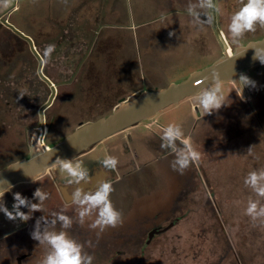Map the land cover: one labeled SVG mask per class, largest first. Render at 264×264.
<instances>
[{
	"label": "rangeland",
	"instance_id": "1",
	"mask_svg": "<svg viewBox=\"0 0 264 264\" xmlns=\"http://www.w3.org/2000/svg\"><path fill=\"white\" fill-rule=\"evenodd\" d=\"M215 3L218 11L212 25L200 29L204 25L202 16L200 21L194 20L199 26L195 28L185 17L172 19L164 28L166 18H161L164 23L155 30L154 38H147L148 29H137L130 13L123 18V25L129 24L130 28L118 26L122 22L114 19L116 26L97 31V47L104 49L101 63L96 66L91 61L87 66L85 62L79 72L75 71L77 63L88 53V44L81 36L85 39L90 32L66 30L70 45L60 50L59 58L55 48L48 59L42 42L45 37L57 35V31L46 28L45 22L32 28L18 23L16 35L0 31V85H5L0 116H6L0 121V169L29 151L31 135L40 122V108L52 93L50 86L46 88L40 82L34 57L31 80L23 71L30 62L15 64V53L26 54L28 34L37 36V50L47 59L48 76L57 87L53 106L47 111L50 118L52 111L58 116L47 138L51 147L80 123L109 115L122 98L181 82L192 72L211 65L224 52L218 31L231 52L264 38V28L257 26L239 44L234 43L228 25L241 7V0ZM96 52H90L93 60L99 55ZM71 58L74 61L70 62ZM18 71L23 73L18 78L21 82L11 85V76ZM242 75L255 86L243 87L241 83L240 90L232 82H220L225 104L219 110L205 114L197 103L199 95L186 98L161 110L154 119L99 142L76 159L84 164L108 155L118 158L110 196L123 214V222L117 227L103 232L90 229L95 215L80 225L73 203L65 206L64 213L74 221L71 228L62 229L59 222L52 225V213L59 212L56 209H49L40 224L45 230L67 231L94 257L93 264H264V224L257 221L254 225L245 214L249 198H260L244 184L249 172L264 169V64L245 69ZM26 81H30L29 86H24ZM173 123L182 126L185 138L201 153V160L183 174L171 167L174 153L160 147L163 128ZM126 134L131 138H125ZM54 171L57 180L66 174L59 165ZM1 216L8 219L3 212ZM23 222L8 219V229L17 230ZM25 241H29L26 244L31 254L24 264H40L48 246L39 245L31 234ZM21 254L22 249L7 254L1 246L0 264H17L16 256Z\"/></svg>",
	"mask_w": 264,
	"mask_h": 264
},
{
	"label": "clouds",
	"instance_id": "2",
	"mask_svg": "<svg viewBox=\"0 0 264 264\" xmlns=\"http://www.w3.org/2000/svg\"><path fill=\"white\" fill-rule=\"evenodd\" d=\"M199 7L211 10L206 14V20L203 23L212 25L215 21V13L218 11L215 0H200ZM189 14L193 15L197 20L200 19V13L194 12L192 6H189ZM257 26L264 28V0H241V7L230 18L228 25V33L232 41L239 44V41L246 33L255 32ZM173 35V33H169ZM56 45L49 44L45 47L44 55L51 58V53L55 51ZM254 59L264 64V55L260 54L257 48ZM210 86L200 90L197 103L204 110L205 114H211L215 110H219L224 104L223 90L220 85V75L214 73ZM244 86H255V82L251 81L247 76L241 75L239 84ZM161 149H168L175 155L171 167L174 171L183 174L190 165L201 160V153L185 138V133L181 125L168 124L162 130L160 137ZM179 142V143H178ZM250 151V149H249ZM102 168L115 171L119 160L117 157L108 155L99 161ZM59 165L62 172L66 173L67 185H75V190L71 194V202L76 206L77 222L80 225L85 223L86 218L95 215V219L89 224L90 229H99L103 232L106 228H115L123 222V214L117 210L110 199L114 192V187L110 181L100 180L92 190L86 191L81 187V183H89L91 177L89 169L82 161L75 159H60L55 161ZM17 165H13L15 167ZM247 188L260 199L249 198L245 214L251 219L253 224L259 221L264 224V169L253 170L247 174L244 179ZM10 190V188H9ZM0 193H5V189H0ZM39 203H32L28 198L23 197L20 193H14L15 203L12 210L9 211L0 201V212L9 220L19 219L28 221L31 214L36 211H43L44 202L50 198L48 192L37 188L33 194ZM29 209L28 213L22 212L21 207ZM67 209H61L59 212H53L55 217L52 225L60 223L62 229H69L73 225V219L65 215ZM41 219H44L43 217ZM32 239L39 242V245H47L46 252L40 264H93L94 257L84 250V245L73 239L67 231H40V220L36 221L35 228L31 233Z\"/></svg>",
	"mask_w": 264,
	"mask_h": 264
},
{
	"label": "water",
	"instance_id": "3",
	"mask_svg": "<svg viewBox=\"0 0 264 264\" xmlns=\"http://www.w3.org/2000/svg\"><path fill=\"white\" fill-rule=\"evenodd\" d=\"M220 36L224 44V52L211 65L192 72L181 82H173L154 90H144L130 99L122 98L109 115L91 122L80 123L73 132L51 147L40 151L31 149L29 157L13 161L0 169V189L7 190L21 182H32L58 165L55 163L57 158L75 159L118 132L142 121L154 119L158 112L168 106L199 95L202 88L211 85L214 73L220 75V82H232L243 90L242 85L239 84L240 76L245 69L262 64L254 57L255 48L260 50L261 55H264V38L237 46L231 52L221 32ZM26 38L31 42V47L35 51L32 39ZM36 54L41 59L37 52ZM44 79L48 80L47 77ZM55 94L54 89L46 106L52 103ZM14 164L17 166L12 167Z\"/></svg>",
	"mask_w": 264,
	"mask_h": 264
},
{
	"label": "crops",
	"instance_id": "4",
	"mask_svg": "<svg viewBox=\"0 0 264 264\" xmlns=\"http://www.w3.org/2000/svg\"><path fill=\"white\" fill-rule=\"evenodd\" d=\"M199 3L200 0H0V31L5 30V33L8 31L16 35L13 28L17 27L18 23L23 22L24 26L32 28L45 22L46 28L65 31L78 29L90 32V35L94 33L93 38L90 35L85 39L81 36V40L88 44V53L87 59L77 68L79 72L86 63L87 66L91 61H94L96 66L101 63L104 49L101 51L98 49L100 47H97V31L103 32L104 29L116 26L114 19L122 22L118 26L130 28L129 24L123 25V18L126 19L130 13L137 29H148L147 38H154L157 37L155 30L161 28V23H164L161 18H166L167 26H163L164 28L168 27L172 19L180 21L185 17L186 21L198 28V24L194 22L196 18L189 14V6H192L194 12H199L200 18L203 16L204 20L206 14L211 11L200 8ZM182 14L185 16H179ZM203 26H200V29L205 28L206 23ZM27 36L32 40L37 38V36L33 38L30 34ZM92 49L99 54L94 56V60L90 56Z\"/></svg>",
	"mask_w": 264,
	"mask_h": 264
},
{
	"label": "flooded vegetation",
	"instance_id": "5",
	"mask_svg": "<svg viewBox=\"0 0 264 264\" xmlns=\"http://www.w3.org/2000/svg\"><path fill=\"white\" fill-rule=\"evenodd\" d=\"M56 31H57L56 32L57 35H55V36L51 35V36L45 37L44 38L45 41L42 42V44L45 47L49 44H55L56 45V55H57V58H59L61 55L60 50H63L64 47L66 46V44L70 45V42H68L69 37L67 36V32L65 30L59 29ZM220 32L221 31H218L219 35H220ZM32 41H33V45L35 47V51L39 54L41 59L38 58L36 52L32 49L31 42L30 43L25 42L24 45L27 48L26 54H18L17 55L15 53V56H17L14 58L15 64H18V62H21V61H22V63H26V61L30 62V64L28 65V68L26 66H24V68H26V69L25 70L22 69V70L24 71V76H27L31 80V78L29 76L32 75L31 74V71H32L31 65H33V61H34V63L37 66L36 72L40 77V82L42 81V85L46 88L48 86H50L52 93H53L54 89L57 93V87L54 85V83L51 81V79L48 76L47 59L41 53H39V51L37 50L36 46H37V44L38 45H40V44L36 40H32ZM33 57H34V60H33ZM86 59H87V54H85L84 57L77 63V68ZM0 60L3 61L2 59H0ZM59 60L60 59L56 60L57 64H58ZM72 61H74V60H72V58H71L70 62H72ZM72 65H74V64H72ZM77 68L75 69L76 72H77ZM20 76H23L22 72L18 71L17 73H14L13 76H11L12 81H9L11 83V85L13 84L15 86L16 82H18V83L21 82V79H18V78H20ZM74 76H75V73L72 75V77H74ZM44 77H47L49 81L44 79ZM8 78L10 80V77H8ZM25 83L26 84L24 86L30 85V81H26ZM18 86H20V84H18ZM4 88H5V85L3 87H1V85H0V103H1V98L3 99V97H4V91L5 90H2ZM55 97H56V94L54 96V99H55ZM54 99L49 106H46L49 99L45 104H43L41 106L40 112H39L40 122L37 126H35V128H34L35 131L31 135V143L28 144V146H27L29 151L27 153H25V155H23L20 159L29 157L31 149L40 151L36 146V137H37L39 131L42 132V135H43V132H45L44 139H45V142L47 144V138H48V134L50 132L51 125L53 122L56 121V119L58 117L57 115H54L55 112H53V111H52L53 116L51 115V118L48 117V114H47V111L49 110V108H51L53 106ZM7 103L9 104L10 101H8ZM0 113H1V110H0ZM5 118H6V116L5 117L0 116V121H5ZM124 137L125 138L126 137L131 138V135L126 134V135H124ZM38 140H39V138H38ZM121 145H122V143H121ZM48 147H50V146L48 145ZM89 151L90 150L80 154L79 156H77L75 158V160L80 158V156H83L84 154H86ZM17 160H19V159H17ZM99 161L92 159V160H88L84 163V165L86 167H88L89 175L91 177V180L89 181V183L82 182L80 185L86 191L94 189L97 182L100 180L110 181L111 183L114 181L113 178L115 176V171L103 169ZM55 174H56V171H54V167H53V168L49 169L47 172H45L42 176H40L39 178H37L36 180H34L32 182H21V183H18L16 185L12 186L10 188V190L9 189L5 190L4 196H1V195H3V193H0V196H1L0 201L3 202L4 206L7 205L5 207H7L10 211L12 210V206L15 203L14 193H20L23 197L28 198L32 203H39L38 199L34 198V196H33V194L37 188H41L43 191L48 192L50 194V198L44 202L43 211L33 212L31 214V218L26 222L24 221L20 225L21 227L17 230L10 231V229H8V225H7L8 219L6 220V218H4L5 219L4 220L2 218L1 212H0V245L2 246L3 249H5L7 254H10L14 250H19V251H20V249L24 250V254L16 256L17 264H24L25 258L29 254H31L30 247H28V245L26 244L29 241H25V239L28 238L29 234H31L32 231L34 230L35 225H36V221L37 220H40V221L44 220L47 217L49 209H52V210L56 209L57 211H60L61 209H65L66 205L72 203L71 202V194L75 190L76 186L66 184V180L68 178L66 174L63 175L64 177H62L60 180L56 179L57 177H55ZM7 192H9V193L6 194ZM20 210L22 212H25L26 214L29 211L28 208L23 207V206L21 207ZM42 217L44 219H41ZM44 230H45L44 224H40V231L43 232ZM23 240L25 243L24 245H22Z\"/></svg>",
	"mask_w": 264,
	"mask_h": 264
},
{
	"label": "built area",
	"instance_id": "6",
	"mask_svg": "<svg viewBox=\"0 0 264 264\" xmlns=\"http://www.w3.org/2000/svg\"><path fill=\"white\" fill-rule=\"evenodd\" d=\"M44 137H45V132H43L41 140L39 139L38 142H36L38 147L41 148L40 150L48 148V145L46 144Z\"/></svg>",
	"mask_w": 264,
	"mask_h": 264
},
{
	"label": "bare ground",
	"instance_id": "7",
	"mask_svg": "<svg viewBox=\"0 0 264 264\" xmlns=\"http://www.w3.org/2000/svg\"><path fill=\"white\" fill-rule=\"evenodd\" d=\"M41 134H42V132L39 131V133H38V135H37V137H36V142H38V138H39V136H40ZM36 146H37V148H38L39 150L41 149V148L38 147L37 143H36Z\"/></svg>",
	"mask_w": 264,
	"mask_h": 264
}]
</instances>
